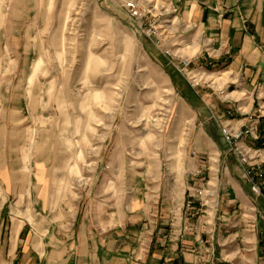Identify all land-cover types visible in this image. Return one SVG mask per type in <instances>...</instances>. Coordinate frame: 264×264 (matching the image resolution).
<instances>
[{
	"label": "rangeland",
	"instance_id": "374dc122",
	"mask_svg": "<svg viewBox=\"0 0 264 264\" xmlns=\"http://www.w3.org/2000/svg\"><path fill=\"white\" fill-rule=\"evenodd\" d=\"M126 1L0 0V264L20 221H60L98 179L117 199L129 168L182 163L196 113ZM137 1L165 30L156 0Z\"/></svg>",
	"mask_w": 264,
	"mask_h": 264
},
{
	"label": "crops",
	"instance_id": "0c3cea01",
	"mask_svg": "<svg viewBox=\"0 0 264 264\" xmlns=\"http://www.w3.org/2000/svg\"><path fill=\"white\" fill-rule=\"evenodd\" d=\"M156 2L161 52L172 53L161 67L196 113L182 163L150 174L129 168L117 199L98 179L60 221L37 213L20 221L4 243L6 264H264V195L220 130L256 114L242 144L264 149V0Z\"/></svg>",
	"mask_w": 264,
	"mask_h": 264
},
{
	"label": "built area",
	"instance_id": "2783aa9c",
	"mask_svg": "<svg viewBox=\"0 0 264 264\" xmlns=\"http://www.w3.org/2000/svg\"><path fill=\"white\" fill-rule=\"evenodd\" d=\"M125 9L128 13L132 25L141 30L147 37H159L160 29L158 22L155 20V15L152 7L146 4H141L137 0H127ZM160 27V26H159ZM158 40V39H157ZM158 44H160L158 40ZM171 55L170 51L166 53ZM183 67L189 68L191 63L183 60ZM249 125L238 130L232 129L230 126H221V134L224 142L230 148V151L237 157L238 162L243 171V178L252 185V190L257 196L264 195V150L242 144L243 140L253 136L256 131V126L259 123V117L256 114L250 115ZM255 139H258L256 137ZM256 160L261 161L256 162ZM261 181V183L259 182ZM200 197L204 196V191H198Z\"/></svg>",
	"mask_w": 264,
	"mask_h": 264
}]
</instances>
